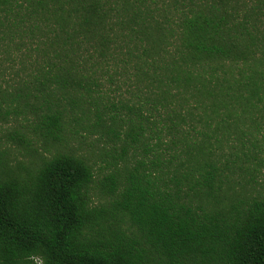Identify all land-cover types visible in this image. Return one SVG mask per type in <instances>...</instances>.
<instances>
[{
  "label": "trees",
  "instance_id": "1",
  "mask_svg": "<svg viewBox=\"0 0 264 264\" xmlns=\"http://www.w3.org/2000/svg\"><path fill=\"white\" fill-rule=\"evenodd\" d=\"M0 121V264H264V0H0Z\"/></svg>",
  "mask_w": 264,
  "mask_h": 264
},
{
  "label": "rangeland",
  "instance_id": "2",
  "mask_svg": "<svg viewBox=\"0 0 264 264\" xmlns=\"http://www.w3.org/2000/svg\"><path fill=\"white\" fill-rule=\"evenodd\" d=\"M123 88H125V86ZM19 121H21L22 124H26L25 121L22 120V117L19 118ZM13 125L21 126L20 123H2L0 121V138L3 141H6V135L9 130H12ZM98 137L99 134L93 132L88 133L85 129L80 128L78 136H72L66 145L75 151L87 154L93 162L95 161L97 179H101L107 174L109 169L106 167V163L102 162L103 156L101 152L103 148L101 145L102 143L96 140ZM3 146H8L9 153L7 154V158L10 164L15 165L19 160L26 163L30 161V155L25 148L12 144V142L5 143ZM262 167L263 168L256 173L254 182L249 183L246 187L249 194L264 195V165Z\"/></svg>",
  "mask_w": 264,
  "mask_h": 264
}]
</instances>
